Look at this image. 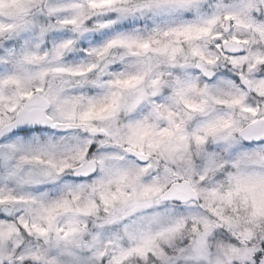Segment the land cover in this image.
Returning a JSON list of instances; mask_svg holds the SVG:
<instances>
[{
    "label": "snow or ice",
    "instance_id": "6c2138e0",
    "mask_svg": "<svg viewBox=\"0 0 264 264\" xmlns=\"http://www.w3.org/2000/svg\"><path fill=\"white\" fill-rule=\"evenodd\" d=\"M203 3L0 0V264H97L104 258L108 264L132 260L264 264V104L245 103V95L232 81L209 90L177 80V98L190 110L203 112L209 107L207 101L195 104L187 99L189 92L200 91L217 104L239 109L243 124L225 112L189 132L186 124L192 111L177 113L154 105L155 117L165 119L167 127L147 117L128 124L126 131L117 126L121 111H133L159 92V79L150 81V92L138 86L161 63L176 64L184 55L185 42L213 35L217 24L228 21L236 24L237 31H253L264 40V23H260L264 0H218L211 14L201 15ZM193 12L198 19L189 23L138 26L146 19ZM100 17L94 29L102 30L106 39L83 47L80 56L87 57L83 62L68 65L63 61L75 47L74 40L42 47L49 32L60 35V29H70L83 34L89 31L86 22ZM245 43L234 37L231 47L236 51ZM191 54L209 65L215 63L199 47L193 46ZM117 60L125 71L109 72L110 63ZM231 64L240 70L243 84L264 97V79L252 78L258 68L264 76V52L249 48L248 55L242 51L234 55ZM198 66L205 68L204 63ZM105 75L107 81L102 79ZM70 83L79 90L70 91ZM87 87L101 91L89 95L83 90ZM127 89L138 90L122 101L121 92ZM49 128L83 129L87 138H44L43 131ZM97 137L104 138L98 141L101 147L110 141L122 145L138 162L114 152L93 155L88 145ZM210 144L219 148L210 151ZM69 170L78 174L98 170L100 176L92 185L65 186L56 197L29 191L54 184ZM96 194L110 213L106 223L174 199L202 202L216 219L192 215L165 222L158 215L146 217L126 225L123 236L110 237L106 244L95 236L86 242L84 229L74 217L69 225L58 226L62 213H95L97 205L90 197ZM20 210L31 216L30 223L23 216L18 222L13 219ZM19 228L43 238L44 244L20 251ZM187 229L188 239L178 246L177 238L183 239ZM213 232L223 236L214 245L210 243ZM84 250L93 255H81Z\"/></svg>",
    "mask_w": 264,
    "mask_h": 264
},
{
    "label": "clouds",
    "instance_id": "9594fccd",
    "mask_svg": "<svg viewBox=\"0 0 264 264\" xmlns=\"http://www.w3.org/2000/svg\"><path fill=\"white\" fill-rule=\"evenodd\" d=\"M225 3H233L234 0H224ZM218 0H204L201 9V15L211 14L214 10L215 4ZM47 18H45L46 20ZM100 17L98 19H93L91 23L86 22V27L89 31L83 34L76 33L70 29H60V35L56 32H49L45 37L44 44L42 47L51 48L55 43L60 40L71 39L76 42L75 47L67 53L63 58L64 63L68 65L81 63L87 57L80 56V50L85 47H94L98 44H102L106 37H102V30L94 29V25L102 20ZM198 19L196 13L185 14L181 13L178 15H173L171 17H163L160 19H146L138 26H155L157 23H174L183 24L195 21ZM45 20H40V23H44ZM264 23V21H260ZM67 32V35L62 33ZM100 37L97 41L95 38ZM219 37V39H217ZM236 37L246 43L238 50L233 51L231 47L232 39ZM253 41H255L253 43ZM193 46L199 47L206 56H211L215 59V63L207 64L206 60L202 61L199 57L193 56L191 54V48ZM251 48L252 51L264 52V40H261L257 33L249 30L237 31L236 24L232 21L219 23L214 28L213 35L201 37L191 43L185 42L183 44L184 55L178 58L176 64L161 63L155 71L146 78L138 88H144L145 91L150 92V81L152 79H159L161 87L159 92L154 96H149V99L139 104L133 111L124 112L121 111L118 114L117 126L122 130L126 131V126L132 122L143 120L144 118H149L152 123L157 124L159 127H167V121L165 119L156 118L154 115V105H160L167 108L169 111H176L177 113H183L186 111H192L191 119L187 121L186 130L191 132L195 131L202 123L211 121L217 116L228 112L232 115L234 119L240 120L243 124V118L239 109H229L224 105L217 104L210 100L208 96L204 95L200 91H192L187 95V99L195 104L204 103L207 101L209 107L203 111L190 110L188 105L182 100L177 98V87L176 82L179 80L184 84L195 83L197 89H204L206 86L209 90H213L215 87L220 86L224 81H232L236 88L239 89L241 93L245 95V103L247 104H264V97L255 94L250 91L240 80L239 74L240 70L236 69L231 64V58L234 55H238L239 52H243L244 55H248V49ZM186 57V58H185ZM204 63L205 68H201L198 65ZM210 72L211 75L206 74ZM109 72L120 73L125 71V65L120 61H114L109 65ZM247 75V73H245ZM94 78V77H92ZM252 78L264 79V76L259 75V68L256 73L252 74ZM107 81L108 77L105 75L102 77ZM70 91L79 90L76 88L75 84H69ZM89 95H97L100 89L87 87L83 89ZM138 89H127L121 92L122 101L130 100L131 97L137 92ZM43 137H53L56 139L65 138H87V134L83 129L80 130H62V129H45L43 131ZM104 139L103 137H97L92 144L88 145V151L93 155L99 152H114L119 153L124 156L126 161L138 162L136 157L131 153L127 152L122 145H116L113 142H109L107 146L101 147L98 143L99 140ZM74 142V141H73ZM243 143V141H241ZM219 148L216 144H210L209 150L216 151ZM196 161L194 160V163ZM158 170H154V173ZM100 176L98 170L89 172L87 174H78L74 170L66 171L59 180L54 184H41L33 186L29 189L36 193H47L49 197H56L63 193L65 186L78 187L80 185H92ZM94 203L97 205V211L95 213H82V212H71L62 213L57 220L59 227H65L69 225L73 217L79 223V225L84 229L82 233V238L87 242L91 241L92 238L98 237L102 243H107L110 237L116 236L117 234L123 236V231L126 225L131 224L133 221L141 222L146 217L160 216L165 222L178 218V217H189L192 215L206 216L209 220L216 219L215 216L210 212V210L203 206L202 202L192 201L190 203H185L182 200H165L163 202L157 203L153 206L146 207L137 210L133 214L125 217L117 223H106V218L110 215L108 211L105 210L103 201L99 194L90 197ZM81 201V206L83 204ZM2 211V209H0ZM227 213V210H225ZM25 217L26 222H31V216L25 211H18L14 214L13 219L17 222L19 218ZM188 231L183 234V239L177 238V245H183L188 239ZM218 231V230H217ZM20 241V251L28 247H39L44 244L43 238H37L34 233H30L23 228L17 230V237ZM223 239V236H219L216 232H213L210 238V243L215 244L217 240ZM214 250V248H213ZM81 255L90 256L93 255L91 250H84ZM97 264H108V259L104 258L98 261ZM129 264H143L140 260H132Z\"/></svg>",
    "mask_w": 264,
    "mask_h": 264
}]
</instances>
